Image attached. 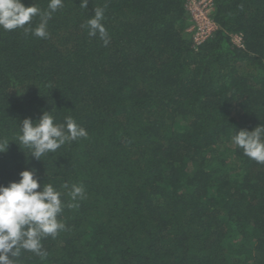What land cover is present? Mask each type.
Returning <instances> with one entry per match:
<instances>
[{"label": "trees", "instance_id": "16d2710c", "mask_svg": "<svg viewBox=\"0 0 264 264\" xmlns=\"http://www.w3.org/2000/svg\"><path fill=\"white\" fill-rule=\"evenodd\" d=\"M184 4L63 0L46 39L0 29V185L34 170L65 204L47 257L17 264H264V163L232 142L264 125V0H215L197 49ZM105 5L107 46L81 28ZM53 108L88 135L38 161L18 126Z\"/></svg>", "mask_w": 264, "mask_h": 264}, {"label": "clouds", "instance_id": "9594fccd", "mask_svg": "<svg viewBox=\"0 0 264 264\" xmlns=\"http://www.w3.org/2000/svg\"><path fill=\"white\" fill-rule=\"evenodd\" d=\"M87 4L88 0H80L79 6L86 9ZM63 6V0H48L45 10L35 4L26 7L22 0H0V29L12 31L22 28L26 34L46 39L49 20ZM106 7L94 8L92 17L81 25L89 37L98 36L104 46L111 39L103 24ZM34 17H38L39 22L32 27ZM53 111L54 108L43 112L36 122L25 118L18 126L19 145L30 149V156L38 161L45 154L56 152L65 143L87 138L88 135L72 117H66L63 123H56ZM232 142L248 158L264 163V125L252 131H236ZM8 144V141L0 139V154L6 152ZM63 187L67 189L69 186L64 184ZM61 195L52 184H41L34 170L21 171L18 181L7 186L0 185V264H17L22 252L47 257L42 239L48 236L55 238L65 229V225L57 219L65 207ZM68 195L72 201H77L83 199L85 193L82 186L73 185ZM67 207L77 208L78 204L69 203Z\"/></svg>", "mask_w": 264, "mask_h": 264}, {"label": "built area", "instance_id": "2783aa9c", "mask_svg": "<svg viewBox=\"0 0 264 264\" xmlns=\"http://www.w3.org/2000/svg\"><path fill=\"white\" fill-rule=\"evenodd\" d=\"M185 12L189 20L187 33L191 36L192 48H199L217 30L213 20L215 0H185ZM231 42L242 47L240 35H232Z\"/></svg>", "mask_w": 264, "mask_h": 264}]
</instances>
